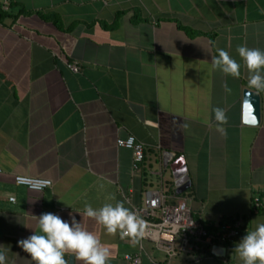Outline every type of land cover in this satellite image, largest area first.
Returning <instances> with one entry per match:
<instances>
[{"label":"crops","instance_id":"1","mask_svg":"<svg viewBox=\"0 0 264 264\" xmlns=\"http://www.w3.org/2000/svg\"><path fill=\"white\" fill-rule=\"evenodd\" d=\"M0 9L6 264H34L18 241L39 232L33 216L46 212L95 232L109 246V264L137 250L140 264H243L235 245L264 223V209L251 210L253 196L264 198V92L259 123L242 124V89L256 90L237 48L264 51V0H0ZM51 12L58 27L39 15ZM218 49L241 64L239 79L213 69ZM217 107L228 116L224 135L215 128ZM128 134L143 144L135 172L130 151L116 145ZM172 169L188 181L179 192ZM15 174L51 186L29 190L14 184ZM147 190L184 198L206 228L240 216L241 233L222 256L210 247L167 260L150 240L134 245L83 216L85 203L98 208L114 194L130 208Z\"/></svg>","mask_w":264,"mask_h":264},{"label":"clouds","instance_id":"2","mask_svg":"<svg viewBox=\"0 0 264 264\" xmlns=\"http://www.w3.org/2000/svg\"><path fill=\"white\" fill-rule=\"evenodd\" d=\"M237 52L249 74L248 86L257 92H264V51L258 48L238 46ZM213 69L226 76L239 79L241 64L227 51L218 49V55L211 58ZM226 91H230L227 89ZM216 131L226 134L228 116L223 108H214ZM38 181L33 187L48 184ZM103 188V185H101ZM83 216L101 225L110 236H119L138 244L145 235L147 222L134 210L116 199L114 194L105 198V203L94 208L85 203ZM38 222L39 232L18 241V246L28 254L34 264H69L66 257H74L81 264H109V246L101 241L95 232L89 231L74 216L71 221L62 219L52 212L33 216ZM234 252L243 264H264V223H259L235 245ZM6 255L0 251V264H6Z\"/></svg>","mask_w":264,"mask_h":264},{"label":"built area","instance_id":"3","mask_svg":"<svg viewBox=\"0 0 264 264\" xmlns=\"http://www.w3.org/2000/svg\"><path fill=\"white\" fill-rule=\"evenodd\" d=\"M2 5L6 8V1H3ZM67 67L73 73L78 72V65L75 62L68 64ZM116 145L130 151L131 170L138 171L143 161L142 142L128 134L118 138ZM12 179L14 184L34 191H42L51 186L50 179L44 177L15 174ZM38 181L49 183L33 187V184ZM9 199L13 200L12 197ZM130 209L136 211L147 222L142 239L150 240L165 254L167 260L180 252L198 253L213 245L226 248L238 237L242 226V218L236 216L231 221L222 222L215 228L208 229L199 218L191 214L184 198L163 193L161 190L145 191L141 202L132 204ZM262 209H264V198L253 196L251 210L255 212ZM120 264H140V250L123 254Z\"/></svg>","mask_w":264,"mask_h":264},{"label":"water","instance_id":"4","mask_svg":"<svg viewBox=\"0 0 264 264\" xmlns=\"http://www.w3.org/2000/svg\"><path fill=\"white\" fill-rule=\"evenodd\" d=\"M259 94L258 92L249 88L242 89L241 96V123L245 125H257L259 123ZM181 162L180 160H178ZM181 169V168H180ZM172 175L174 178V185L177 192L182 190L188 181H185L186 176L183 171H174L172 169ZM224 247L219 245H213L210 248V252L215 256H222L224 254ZM69 264L71 263L72 257H68Z\"/></svg>","mask_w":264,"mask_h":264},{"label":"trees","instance_id":"5","mask_svg":"<svg viewBox=\"0 0 264 264\" xmlns=\"http://www.w3.org/2000/svg\"><path fill=\"white\" fill-rule=\"evenodd\" d=\"M23 13H28V11H23ZM0 14H2V11L0 9ZM40 17L44 20H48V21H51L52 23L56 24V26L58 27V19H57V15L53 12H51L50 14H47V15H44V14H39ZM260 211V210H259ZM233 218L232 217H225L223 219H221L219 222H218V225L221 224L222 221H231ZM216 227V226H215ZM215 227H207L208 229H211V228H215ZM241 233V228L239 230V235ZM238 235V236H239ZM231 245V244H230ZM230 245H227L226 247L230 246Z\"/></svg>","mask_w":264,"mask_h":264}]
</instances>
